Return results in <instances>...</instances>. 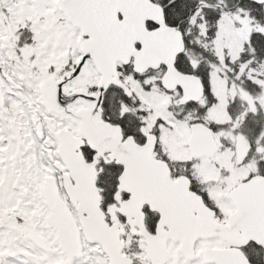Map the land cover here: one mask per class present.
Returning <instances> with one entry per match:
<instances>
[{"label":"snow or ice","instance_id":"obj_1","mask_svg":"<svg viewBox=\"0 0 264 264\" xmlns=\"http://www.w3.org/2000/svg\"><path fill=\"white\" fill-rule=\"evenodd\" d=\"M0 264H264V0H0Z\"/></svg>","mask_w":264,"mask_h":264}]
</instances>
